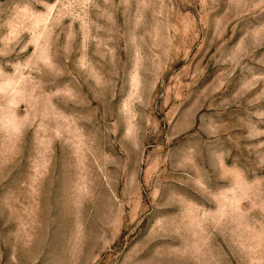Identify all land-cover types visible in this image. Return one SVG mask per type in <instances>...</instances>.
<instances>
[{
  "label": "rangeland",
  "instance_id": "rangeland-1",
  "mask_svg": "<svg viewBox=\"0 0 264 264\" xmlns=\"http://www.w3.org/2000/svg\"><path fill=\"white\" fill-rule=\"evenodd\" d=\"M0 264H264V0H0Z\"/></svg>",
  "mask_w": 264,
  "mask_h": 264
}]
</instances>
